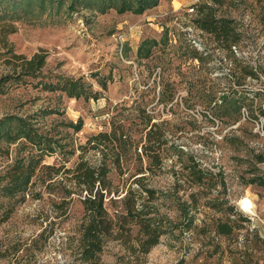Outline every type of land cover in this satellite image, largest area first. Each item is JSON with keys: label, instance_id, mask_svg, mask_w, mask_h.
Returning a JSON list of instances; mask_svg holds the SVG:
<instances>
[{"label": "rangeland", "instance_id": "rangeland-1", "mask_svg": "<svg viewBox=\"0 0 264 264\" xmlns=\"http://www.w3.org/2000/svg\"><path fill=\"white\" fill-rule=\"evenodd\" d=\"M194 1L159 0L137 14L96 9V0H20L17 16L0 19V25L15 27L5 39L16 53L31 57L42 48L48 51L41 73L25 76L9 65L0 35V125L7 132L0 142V174L19 157L73 166L80 145L109 131L115 116L126 118L138 140L144 117L151 116L149 128L166 141L162 170L137 173L136 161L130 173L111 176L129 185L145 175V184L171 194L152 207L168 220L167 233L146 254L108 240L101 264H264V245L253 243L248 250L241 238L251 233L250 238L264 240V185L249 182L264 177V162L255 158L264 155V0H200L189 11ZM203 4L212 5L217 17L235 21L237 53L209 34L201 36L204 50L193 45L186 27L196 25ZM66 79L81 84L84 94L61 90L58 84ZM19 118L42 139L40 145L17 138ZM85 158L96 165L99 154L87 151ZM190 158L214 173L211 190L204 189L210 198H218V206L228 203L221 209L200 205L187 230L179 199L188 198L190 188L176 184L175 172L182 175ZM143 163L146 167V158ZM62 196L57 186L37 182L29 188L9 219L0 221V264H80L72 245L84 209L77 195L68 209L58 208ZM230 203L250 219L239 241L213 231L215 218L224 216L220 210ZM107 207L111 214L122 210L120 200L107 201Z\"/></svg>", "mask_w": 264, "mask_h": 264}, {"label": "trees", "instance_id": "trees-1", "mask_svg": "<svg viewBox=\"0 0 264 264\" xmlns=\"http://www.w3.org/2000/svg\"><path fill=\"white\" fill-rule=\"evenodd\" d=\"M19 1L0 0V19L2 16H17ZM42 1L49 3L53 0ZM215 1L221 3L222 0ZM158 2L159 0H96L95 8L103 10L113 7L120 12L132 11L141 14L146 9L156 6ZM199 13V18L195 20L196 25L211 35L218 45L227 48L229 53L233 54L232 47L240 39L235 21L224 16L217 17L215 8L210 4L201 5ZM14 31L15 27L10 22H3L0 25L4 47L10 54L8 63L15 72L37 77L46 64L48 51L42 48L31 57L16 53L5 39L6 35ZM248 75L255 77V73L251 70L248 71ZM80 85L78 82L66 79L61 85L58 84V87L71 96H80L84 94ZM100 85L107 88L106 81L101 82ZM205 117L207 119V116ZM19 119L17 138L25 137L35 145H40L42 139H36L27 121ZM125 120L126 118L116 120V116L112 117L109 131H100L88 137L86 143L80 145L81 152L78 160L71 167L65 164H43L35 156L30 159L16 158L14 163L0 174V197L3 199L0 202V221L9 219L16 204L25 200L29 188L39 182L50 189L57 186L62 192L60 201L55 202L58 208L68 209L73 196L80 197L84 211L77 226L75 243L72 245L75 250V259L80 264H101V253L108 240H120L129 250L139 248L144 254L148 253L167 233L169 225L159 209L152 207L155 201L164 200L171 194L145 184V175L136 177L127 186L125 183L115 182L111 174L130 173L136 161L139 163L135 168L137 173H145V170L152 172L156 169L162 170V146L166 141L161 140L160 137L156 138L152 127L149 128L151 116L144 117L146 128L139 140L134 137L131 126L127 125ZM74 127L80 129L82 126L79 124ZM6 133L0 125V142L6 137ZM91 150L99 154L96 165L85 158L87 151ZM144 158L147 160L146 167L143 163ZM255 158L258 162H264L263 154H256ZM175 173L176 184L182 181L190 188L188 198L180 202L178 197L179 211L188 218L187 230L192 229L200 213V205L211 209H221L220 207L228 203L222 202L218 206L216 204L218 198H210L209 192L204 189L208 190L210 182L215 179L214 173L208 168L201 167L192 158L189 165H186L185 170L181 172L182 175L177 176V172ZM134 182L139 185L138 188H133ZM249 182H259L264 185V177L252 178ZM209 190H211L210 187ZM117 200H120L122 210L111 214L107 201L114 205ZM201 201H203L202 204ZM220 211L224 212V216L215 218L214 233L229 240L239 241V233L245 228V222H249L250 219L242 215L232 203ZM134 227L138 228L135 235L132 233ZM250 234L241 237L244 247L249 250L255 243L264 245L262 238L259 236L250 238ZM132 240L137 242L134 244Z\"/></svg>", "mask_w": 264, "mask_h": 264}, {"label": "built area", "instance_id": "built-area-1", "mask_svg": "<svg viewBox=\"0 0 264 264\" xmlns=\"http://www.w3.org/2000/svg\"><path fill=\"white\" fill-rule=\"evenodd\" d=\"M200 0H195L190 8L189 11H194V5H196L197 2H199ZM186 31L188 32V35L190 37V39L192 40L193 45L200 49V50H204L205 46L203 44V39H202V35L203 34H208L206 31H204L203 29H201L199 26L197 25H193V26H188L186 27ZM233 51H235L237 53V46L234 45L232 47ZM248 116V113H244V117ZM251 205V204H249ZM251 206H249L247 209H250Z\"/></svg>", "mask_w": 264, "mask_h": 264}, {"label": "bare ground", "instance_id": "bare-ground-1", "mask_svg": "<svg viewBox=\"0 0 264 264\" xmlns=\"http://www.w3.org/2000/svg\"><path fill=\"white\" fill-rule=\"evenodd\" d=\"M246 202V201H245ZM248 204V203H247ZM244 205H245V203H244ZM248 206H250L249 204H248Z\"/></svg>", "mask_w": 264, "mask_h": 264}]
</instances>
